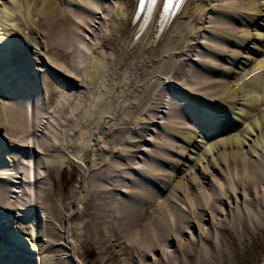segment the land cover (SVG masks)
Instances as JSON below:
<instances>
[{
    "label": "bare ground",
    "instance_id": "obj_1",
    "mask_svg": "<svg viewBox=\"0 0 264 264\" xmlns=\"http://www.w3.org/2000/svg\"><path fill=\"white\" fill-rule=\"evenodd\" d=\"M138 2L0 0V264H85L87 247L98 264H188L192 224L223 262L264 229V0H186L168 21L158 4L147 23ZM28 38L38 66L18 56ZM78 52L71 73L61 59ZM45 71L61 86L43 91ZM155 129L178 143L147 139ZM67 166L70 191L55 178Z\"/></svg>",
    "mask_w": 264,
    "mask_h": 264
},
{
    "label": "rangeland",
    "instance_id": "obj_2",
    "mask_svg": "<svg viewBox=\"0 0 264 264\" xmlns=\"http://www.w3.org/2000/svg\"><path fill=\"white\" fill-rule=\"evenodd\" d=\"M65 7L68 8L67 5ZM35 17H38V14H35ZM209 17L213 18L214 15H210ZM210 20H211V18H209L206 21L210 22ZM27 31H29V30H25V32H27ZM18 35H22V33L20 32V34H18ZM25 35H28V34H25ZM204 35L209 37V35L206 34V33ZM43 39L47 40V36H46V38H43ZM200 40H205V39H200ZM18 44H20V45H18L19 46L18 48L20 49V53L18 54L19 57H21L23 59H28V60L34 61V62H30L29 61L28 63H30V65H33V66L40 65L39 64L40 61H38L39 56L36 55L34 52H31V50L29 51L30 48L33 49V50H38V48H39L37 46V41L34 38H28L27 40L24 41L23 44H21L20 42ZM26 49H28V51ZM85 52H87V51H85ZM84 55L85 54L82 53V52L74 53L71 56L70 55H68V56L66 55L63 59H61V63L64 64L71 73H75V71L77 73L78 70H80V69L85 67V64H83ZM225 65L229 66V64H227V63H225ZM199 69L202 71V73L204 75H207L205 70H203L201 68H199ZM250 69H252V68H250ZM243 72H245V71H243ZM51 74L52 73L47 72V71H45L43 73V76L48 77V80H49V85L45 86L43 91L44 90L45 91L46 90H53V89H55V85H57L59 87L61 86L60 81L56 80L55 76H53ZM50 79L52 81H50ZM172 79L175 80V81H178V82L184 81V79H182L181 76H175ZM232 79H234V76H229L228 77V80H232ZM157 86H155V87L157 88ZM70 88L71 87L68 86V89H70ZM71 89L74 90L73 93H78V91H79V90H77L75 88H71ZM182 94H184V93H182V92L181 93H171V92H169V93L166 94L167 96H165V94H163V95L165 97L166 102L167 101L170 102L169 100L171 99V100L175 101V102H172V103H175V104L177 103L176 106H178L179 105L178 104L179 101L182 99L181 98ZM182 103L185 104L186 102L183 101ZM82 109H83V106L81 107V111H83ZM182 114H183V112H182ZM135 117L136 116H134L133 118H135ZM183 119L185 120V115L184 114H183ZM185 123H186L187 126L189 125L192 130L196 127L194 124H192L193 122L191 120L185 121ZM151 128L154 129V127H151ZM236 134H237V132H236ZM198 135L201 137V133H199ZM157 137H159L160 140L162 139L164 141H167L168 143H175V142L178 143L176 138H174L171 135H169L168 132L166 133L165 131L160 130V129H155V132H151L150 131V132H148V135L146 136L147 139H153V138H157ZM144 146H145L144 148H146V149H153L155 151H160L161 152V150H157V148L152 147L150 145L144 144ZM18 155H19L18 153H17V156L12 154V156L16 157L18 159V161H14V163L12 162V163H10V165L8 164V165H5L4 167L9 168V170H13L14 168H18V167L21 168L22 165H20V163H21V161H23L25 159L21 158L22 160H20ZM138 157L144 158L145 155H143V153L142 154L139 153ZM140 160L141 159H137V157H136V160L134 161V165L135 166H139L138 163H139ZM141 165H142V163H141ZM158 166L160 167V169H164V170L168 169L167 166L163 165V164H159L158 163ZM183 168H185V167L183 166ZM71 169L72 168L70 166H67L65 168L64 172H62L61 174L58 173L57 175H55V178H56V180H57V182L59 184V188L60 189L69 190L70 191L73 187L78 185L77 181L72 179ZM123 175L125 177H127V176L138 177L137 175H135V171H130L127 174L124 173ZM146 185L148 186V188H151V189L153 188L155 190H159L157 185H154V184H153L154 186L153 185H148V184H146ZM166 195H167V192H166L165 196ZM11 196L13 197V198L12 197L10 198L11 201H15V199H17V198H15L16 194H11ZM22 202L25 203V201H22ZM233 207H235V206L232 205V207H229L227 204H223V209L224 210L231 211L233 209ZM242 208H244L243 205H242ZM207 219H209V218L206 217L204 222L202 223V231L204 233H208V231L210 229V222ZM50 223L51 222L48 221V222H46L44 224L47 225V224H50ZM42 226H43V223H42ZM189 227L190 228L188 229L189 230L188 231L189 232L188 235L187 234L183 235V240H184L183 242L184 243H189L190 241H193L195 244L193 243L192 246H189L187 248V250L191 254L190 255L191 258L189 259V257H188V259H189L188 260V264H195L194 262H198L199 258H197V257L199 256L200 248L203 247V246L209 250V255H211V258L208 257V259L210 261V264H264V229L259 230L258 234H256V237L250 238V236H248L247 241L245 243V246L244 245H238V247H237L238 252H237V254L235 256H233V250L231 249V246L229 244H226V246H228L227 249H226L227 255L225 257H223L225 262L224 261L223 262H219L218 259H217L216 253H215V251H214V249L212 247L213 241L211 239H209V240H206L203 243L199 239L200 235H199V230L197 229V225H193L192 224ZM212 236L215 238V236H216V232L215 231L212 233ZM57 243H58V241H57ZM169 245H170V248H171L172 251H174V252L177 251L178 243H171L170 242ZM117 251H118V249H117ZM79 254H80V257L82 258V261L85 264H98V262H97L98 255H97V252L93 248L87 247L86 250L80 249ZM155 255L156 256L158 255V257H159V256H161V253L155 252ZM156 259H157V262H158L159 261L158 258H156ZM154 261L155 260H153V258L152 259L150 258V259H148L146 261V263L147 264H151V263L155 264Z\"/></svg>",
    "mask_w": 264,
    "mask_h": 264
},
{
    "label": "snow or ice",
    "instance_id": "obj_3",
    "mask_svg": "<svg viewBox=\"0 0 264 264\" xmlns=\"http://www.w3.org/2000/svg\"><path fill=\"white\" fill-rule=\"evenodd\" d=\"M157 0H139V11L142 12L145 10V7H147V10L149 13H151L153 7L156 5ZM173 7V0H166V3L164 4V13L168 14L169 10Z\"/></svg>",
    "mask_w": 264,
    "mask_h": 264
}]
</instances>
